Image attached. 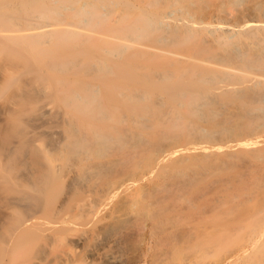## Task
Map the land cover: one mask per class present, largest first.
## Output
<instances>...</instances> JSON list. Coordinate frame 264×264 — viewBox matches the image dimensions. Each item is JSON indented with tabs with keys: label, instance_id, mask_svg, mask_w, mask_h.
I'll return each instance as SVG.
<instances>
[{
	"label": "bare ground",
	"instance_id": "1",
	"mask_svg": "<svg viewBox=\"0 0 264 264\" xmlns=\"http://www.w3.org/2000/svg\"><path fill=\"white\" fill-rule=\"evenodd\" d=\"M0 56L8 157L58 135L0 162V264H264V0H0Z\"/></svg>",
	"mask_w": 264,
	"mask_h": 264
},
{
	"label": "rangeland",
	"instance_id": "2",
	"mask_svg": "<svg viewBox=\"0 0 264 264\" xmlns=\"http://www.w3.org/2000/svg\"><path fill=\"white\" fill-rule=\"evenodd\" d=\"M9 71L10 61L5 57L0 56V162L3 164L11 163L10 165L16 168H26L34 163L33 150L39 141H49L58 136L55 133H50L49 135V133L46 132L47 127L53 124L52 120L55 117L51 114L49 115V113H45L46 116H42L44 112L37 110L36 112L35 110H30L27 112L25 111L22 116L23 120L28 125L29 129L32 130H30L31 133L33 132L28 136L30 143L28 142L26 150L19 157H8L9 147L11 143L15 141V138L12 137L14 129V123L12 121L13 114L18 111L21 103L24 101H29L30 103L34 101H41L39 91L34 86L31 76H23L20 81L18 80L15 85H12V87L4 88V82ZM50 137L51 139H49ZM6 217L7 206L6 204L2 203L0 194V235L3 232V224L5 223ZM123 238L125 239L124 235L122 236V234H111L108 238L109 240H107L109 243L107 250H118L121 247L124 249L123 246L125 247L126 242L125 240L123 241ZM123 243L125 245L122 246ZM117 245L119 247H117Z\"/></svg>",
	"mask_w": 264,
	"mask_h": 264
}]
</instances>
